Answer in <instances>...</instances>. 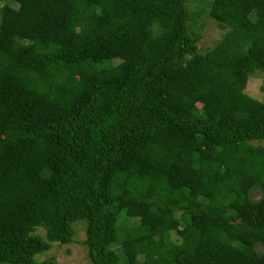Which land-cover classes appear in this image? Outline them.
Returning <instances> with one entry per match:
<instances>
[{
    "label": "trees",
    "instance_id": "1",
    "mask_svg": "<svg viewBox=\"0 0 264 264\" xmlns=\"http://www.w3.org/2000/svg\"><path fill=\"white\" fill-rule=\"evenodd\" d=\"M0 3V264H264V0Z\"/></svg>",
    "mask_w": 264,
    "mask_h": 264
},
{
    "label": "rangeland",
    "instance_id": "2",
    "mask_svg": "<svg viewBox=\"0 0 264 264\" xmlns=\"http://www.w3.org/2000/svg\"><path fill=\"white\" fill-rule=\"evenodd\" d=\"M194 1L197 2L199 0ZM190 4V6L194 5H192V3ZM2 5L3 4L0 3V6ZM221 35L222 32L219 31L214 21L210 19L205 20L200 48L207 49L211 47ZM245 92L248 96L260 102H264V74L257 72L251 76L247 82ZM74 230L76 232L75 243L63 247L54 245L48 253L43 255V259L53 257L60 264H89L87 250L81 245L85 239L84 227L82 224H76Z\"/></svg>",
    "mask_w": 264,
    "mask_h": 264
}]
</instances>
